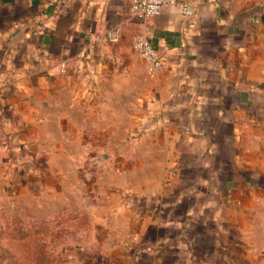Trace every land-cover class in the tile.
Instances as JSON below:
<instances>
[{"label":"crops","instance_id":"1","mask_svg":"<svg viewBox=\"0 0 264 264\" xmlns=\"http://www.w3.org/2000/svg\"><path fill=\"white\" fill-rule=\"evenodd\" d=\"M132 3L0 0V154L43 131L87 174L103 264H239L264 200V0Z\"/></svg>","mask_w":264,"mask_h":264},{"label":"rangeland","instance_id":"2","mask_svg":"<svg viewBox=\"0 0 264 264\" xmlns=\"http://www.w3.org/2000/svg\"><path fill=\"white\" fill-rule=\"evenodd\" d=\"M42 133L32 151L0 154V264H103L87 174L48 151ZM257 203L239 264H264V200Z\"/></svg>","mask_w":264,"mask_h":264},{"label":"built area","instance_id":"3","mask_svg":"<svg viewBox=\"0 0 264 264\" xmlns=\"http://www.w3.org/2000/svg\"><path fill=\"white\" fill-rule=\"evenodd\" d=\"M176 2L177 0H133L131 10L141 17H151L158 15L164 6ZM106 37L111 42H118L119 30H108ZM131 42L134 50L145 61L149 73H154L163 67L164 59L150 44L148 34H134Z\"/></svg>","mask_w":264,"mask_h":264}]
</instances>
